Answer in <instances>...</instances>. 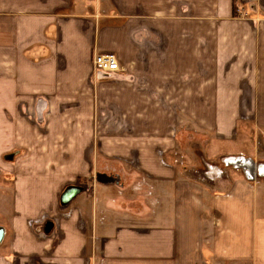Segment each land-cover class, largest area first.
I'll use <instances>...</instances> for the list:
<instances>
[{
  "label": "crops",
  "instance_id": "obj_1",
  "mask_svg": "<svg viewBox=\"0 0 264 264\" xmlns=\"http://www.w3.org/2000/svg\"><path fill=\"white\" fill-rule=\"evenodd\" d=\"M246 4L256 17L231 18L232 0H0V117L17 114L18 99H80L97 79L92 54L113 52L123 67L114 74L120 114L141 105L148 114L157 101L137 100H158V116H189L212 142L235 139L249 124L240 116L264 113V17ZM138 20L144 24L128 27ZM38 104L21 110L44 115L46 100ZM107 123L113 132L130 129L129 117ZM2 126L0 148L11 147L16 137ZM57 135L66 146L61 125ZM119 135L108 145L130 143ZM212 142L196 154L170 146L122 162L82 155L84 183L73 184L81 191L75 203L59 202L60 213L43 180L0 183V264H264V188L233 166L224 164L232 169L221 175L210 159L255 153L215 150ZM66 166L59 171L69 178ZM104 172L116 185L97 186ZM39 212L59 213L44 222H52L45 234L33 233Z\"/></svg>",
  "mask_w": 264,
  "mask_h": 264
},
{
  "label": "rangeland",
  "instance_id": "obj_2",
  "mask_svg": "<svg viewBox=\"0 0 264 264\" xmlns=\"http://www.w3.org/2000/svg\"><path fill=\"white\" fill-rule=\"evenodd\" d=\"M249 2H252L255 6L254 10L257 11L256 9H258L260 15L264 17V0H261V2L260 0H235L236 16L234 17L231 14V18L234 20H243L256 17L253 16L252 12L248 9V4L246 3ZM139 24H144V22L141 20L133 21L131 25L128 24V27L136 29ZM147 27L150 28V30H155L154 25ZM152 35H154V33H152ZM148 43L150 46L152 41L148 40ZM93 55L94 54L91 56L92 71ZM154 70H158V67ZM120 78V74L103 76L97 79L94 78L91 85L89 84L88 87H83L84 93L82 94V99L60 96L45 99H37L35 97L18 99L20 107L18 113L13 115H2L0 117L3 125L2 128L4 129L3 134L5 136L13 134L17 140L11 147L0 148V183H3V185L4 183L12 184L21 177L43 180V189L46 187L47 191L50 192L51 198L57 203L55 205L58 209L57 212L60 213L63 211L59 206L60 195L66 185H81L84 183V179H80L78 178L79 176H77L81 168V160L78 159L82 155L93 154L94 156H99L106 160L122 162L121 158L137 157L141 152L146 153L152 148L158 150V148L164 149L167 147L170 148V146L173 147L168 150H178L179 154L186 155L187 151L185 145H187L188 148H193V152L196 154V150H198L200 146L202 147V145L208 144L209 140L212 142L211 132L206 134L204 131L192 129L191 126L196 120L193 121L189 116H158V100H137V102L151 101L152 103L153 101H157L156 107L153 103L152 107L148 109V114H146L145 107H143L142 113L139 112V108L142 105L137 108V114L133 113L135 109H132L131 115L120 114L121 111L124 110L123 103H121L122 99L118 100L115 98L116 94H121L120 85H122V83L117 82ZM41 100H46L48 113L46 112L44 115L23 114L21 110L22 105H26L25 107L31 110L33 107H36ZM79 107L85 108L81 115V111L78 109ZM147 107H149V105ZM116 112L118 114H116ZM128 117L130 120L129 131L126 128L124 131L120 130V128L114 130V132L107 129L109 126L107 122H121ZM240 117V119L243 118L249 121L243 133H239L235 139L213 141L211 146L212 149H224L238 152L243 147L248 149L251 148V152L255 154L250 157L256 162L264 164V113ZM52 119H58V121L56 124L54 123V128L52 127L53 130L50 131V122ZM43 122L44 124H42ZM64 123H66L65 127ZM158 123L163 127L162 132H158ZM47 124H49L48 130H46ZM60 125L66 133V146L61 145L63 143L62 141H57V138L59 139V135L57 134ZM144 125H147L149 130L143 129L142 127ZM119 133L121 134L119 135ZM158 133L162 134L160 138H158ZM113 134L119 135L118 138L120 140L129 138L130 143H127V141L123 142L122 140L121 143L117 141L114 146L108 145L107 142ZM145 138L154 139L157 144L142 143L141 139L146 140ZM172 139L174 142H172ZM230 155L233 154L223 155L218 158H210L213 160L211 164H213L214 167L218 166V168L222 169L223 172L221 175L232 169L230 167H225L222 162L223 159ZM201 164L202 162L200 165ZM203 165L204 163L202 164V168ZM64 166L70 171L67 175L70 176L69 178H65V174L59 171V167L61 169ZM84 169H86L85 165ZM104 174L107 176L106 172H104ZM243 175L245 177V174ZM86 181L89 182L88 185L92 182V180L88 179H86L85 182ZM116 181L117 179L114 178L112 183L103 185V182L99 180L97 186L99 188L103 186L111 187L114 186L113 184H115ZM248 182L260 188H264V176H257L255 179L249 180ZM75 201V198L71 200V204L75 203ZM46 213L47 212H39L37 221H39L40 227L33 233L45 234L43 230L45 226L44 222L51 219L52 216H54L53 219L55 221L59 219V213L52 215H47Z\"/></svg>",
  "mask_w": 264,
  "mask_h": 264
},
{
  "label": "built area",
  "instance_id": "obj_3",
  "mask_svg": "<svg viewBox=\"0 0 264 264\" xmlns=\"http://www.w3.org/2000/svg\"><path fill=\"white\" fill-rule=\"evenodd\" d=\"M92 68L95 75L101 73L105 76H113L123 70L113 52H96L92 58ZM248 160H251V164H249L250 172L247 170ZM222 162L227 166L242 170L243 174L250 177L247 180L255 179L257 176H264V164L256 162L251 157H244L241 154L230 155L223 159Z\"/></svg>",
  "mask_w": 264,
  "mask_h": 264
},
{
  "label": "water",
  "instance_id": "obj_4",
  "mask_svg": "<svg viewBox=\"0 0 264 264\" xmlns=\"http://www.w3.org/2000/svg\"><path fill=\"white\" fill-rule=\"evenodd\" d=\"M105 75L101 74V73H97L96 77L97 78H101ZM249 164H251V160H248V167L247 170L250 172L251 168H249ZM246 179H250V177H247L245 175ZM113 177H109L106 176L104 174H100L97 176V180L105 183V182H113ZM81 191V187L80 186H76V185H69L67 186L63 192L60 195V203L62 205H66L68 204V202L79 192ZM52 228V222H46L45 227H44V232H49ZM4 235V229L0 227V242L2 241Z\"/></svg>",
  "mask_w": 264,
  "mask_h": 264
},
{
  "label": "trees",
  "instance_id": "obj_5",
  "mask_svg": "<svg viewBox=\"0 0 264 264\" xmlns=\"http://www.w3.org/2000/svg\"><path fill=\"white\" fill-rule=\"evenodd\" d=\"M235 0H232V15L233 16H236V13H235Z\"/></svg>",
  "mask_w": 264,
  "mask_h": 264
}]
</instances>
